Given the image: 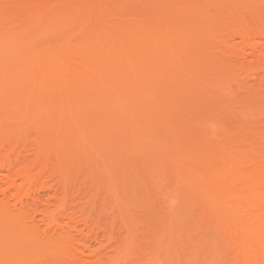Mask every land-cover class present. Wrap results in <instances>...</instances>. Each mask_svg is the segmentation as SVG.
Returning a JSON list of instances; mask_svg holds the SVG:
<instances>
[{"label": "rangeland", "instance_id": "rangeland-1", "mask_svg": "<svg viewBox=\"0 0 264 264\" xmlns=\"http://www.w3.org/2000/svg\"><path fill=\"white\" fill-rule=\"evenodd\" d=\"M263 208L264 0H0V264H264Z\"/></svg>", "mask_w": 264, "mask_h": 264}, {"label": "bare ground", "instance_id": "bare-ground-1", "mask_svg": "<svg viewBox=\"0 0 264 264\" xmlns=\"http://www.w3.org/2000/svg\"><path fill=\"white\" fill-rule=\"evenodd\" d=\"M264 209V208H263ZM264 218V217H263ZM264 245V244H263ZM260 261V260H259ZM262 264V263H261Z\"/></svg>", "mask_w": 264, "mask_h": 264}]
</instances>
